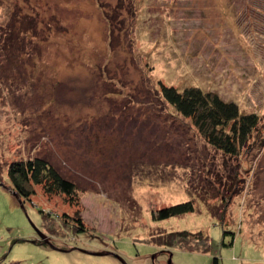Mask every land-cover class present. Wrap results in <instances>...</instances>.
I'll return each mask as SVG.
<instances>
[{
	"label": "rangeland",
	"instance_id": "rangeland-1",
	"mask_svg": "<svg viewBox=\"0 0 264 264\" xmlns=\"http://www.w3.org/2000/svg\"><path fill=\"white\" fill-rule=\"evenodd\" d=\"M160 82L216 92L255 131L224 154ZM34 157L74 198L13 194L10 164ZM187 201L192 212L152 217ZM182 230L209 246L150 241ZM214 259L264 264V0H0V264Z\"/></svg>",
	"mask_w": 264,
	"mask_h": 264
},
{
	"label": "trees",
	"instance_id": "trees-1",
	"mask_svg": "<svg viewBox=\"0 0 264 264\" xmlns=\"http://www.w3.org/2000/svg\"><path fill=\"white\" fill-rule=\"evenodd\" d=\"M159 87L161 101L167 103L184 118L189 119L197 133L208 144L228 156L235 155L246 144L258 124L256 115L241 113L234 102L223 101L216 92L203 91L196 86H187L179 90L161 82ZM8 176L11 181V190L20 200H30V197L35 195L34 185L41 186L46 194L63 193L70 198H74L76 194V183L61 176L42 158L34 157L12 162L8 169ZM193 210L192 201H187L162 207L152 213V217L160 221ZM40 213L42 216L46 214L42 210ZM79 224L76 233L80 234L85 230L84 226ZM150 237V241L154 244L165 247L186 248L193 245V241L200 242L201 240L204 242L202 246H209L207 236L203 237L201 231L195 233L187 230L164 231ZM213 264H217L216 259L213 260Z\"/></svg>",
	"mask_w": 264,
	"mask_h": 264
},
{
	"label": "water",
	"instance_id": "water-1",
	"mask_svg": "<svg viewBox=\"0 0 264 264\" xmlns=\"http://www.w3.org/2000/svg\"><path fill=\"white\" fill-rule=\"evenodd\" d=\"M41 237H42V235H41ZM81 251H82V252H85V253L93 254V255H101V254H105V253H100V252H88V251H85V250H82V249H81Z\"/></svg>",
	"mask_w": 264,
	"mask_h": 264
}]
</instances>
